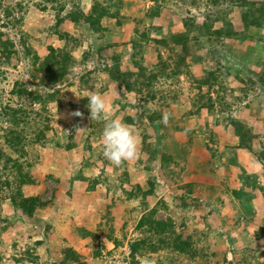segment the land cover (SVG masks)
<instances>
[{
  "label": "rangeland",
  "instance_id": "374dc122",
  "mask_svg": "<svg viewBox=\"0 0 264 264\" xmlns=\"http://www.w3.org/2000/svg\"><path fill=\"white\" fill-rule=\"evenodd\" d=\"M127 1L129 0H125V2ZM164 1L165 5L162 11L164 21L167 19L179 21L190 15L195 16L196 22H200L204 15H209V18L213 19L211 31L216 30L221 33L219 37L209 38L210 42H205V38H201V36L196 42H192L190 39L187 46L188 55L184 60L187 71L196 80L202 78L206 72L218 71V83H214L208 90L204 86L200 88L201 94L206 95L208 93L212 98V104L207 106V110L200 109L199 112L195 113L191 98L198 97L196 96L198 85L193 79L190 80L183 75L177 78L174 85L170 81L163 83V80H157L153 87L157 93V98H162L161 103L158 106V99L153 102L149 101L141 109L142 102L138 95L132 92L126 93L122 86L117 87L111 83L100 71L104 59H108L113 53L121 54L122 69L134 70L129 57L131 48L127 44L128 37L130 40H136V36L131 35L132 28L135 26L133 19L136 17L133 7L137 9V13L139 10L143 12L146 7L150 6V1H130L132 3L131 10L122 7L120 14L131 21L127 24V29L123 27L118 32L112 30L115 29V26L108 20L101 22L104 30L107 27L108 31L105 30L97 34L90 33L82 25H73L68 21L61 22L57 31L59 33L65 32L72 39L77 40V42L71 40L66 42L54 34L55 11L50 5H41L38 0H0L1 40H6L13 46V54L9 60L6 62L2 60L4 64H0V104H7L21 110H27L31 105L33 111H38L40 115L46 117L45 124L47 123L49 126V130L44 133L47 141L45 148L32 144L26 147L27 159L34 164L31 174L37 179L38 184L25 193V195L40 193L41 199L48 200L49 203L41 208L35 217L29 219L18 212H13L6 200L5 192L0 191V222L3 218H7L8 222L7 229L0 233V264H13L11 258L19 257V254L26 248H34V252L39 256L38 264L54 262L58 258V252L63 248L62 245L65 244V240L59 235L60 230L65 229L66 231L73 228L77 229L75 232L78 234L79 230L84 228L83 226H88L82 221L87 218V214L85 215L82 211H88V204L94 203V201L79 199L80 195H85L80 188L81 184L77 187L75 183L72 190L71 181L73 179L81 181L80 177H82L85 182L97 175L102 166L98 158L102 162H108L102 155L101 132L103 123L89 119L88 103L82 104V100H87V93L91 90H98L105 97L106 103L111 109L109 115L113 118L118 117L122 120L123 116L133 117L136 113L139 114L143 111L142 118L132 125L138 140V158L125 162V169L131 168V171L133 170L129 178V183L132 186L138 180L146 178L145 174L139 171L141 167L138 164L145 161L150 152L157 151V156L165 154L171 157V162L168 163V172L171 173V177L169 178L156 170L157 176L160 175V181L157 184L154 197H148L147 202L153 207L154 205L157 206L156 202L161 200L157 206V217H169L175 224L183 221L186 223L184 234H192V239L200 236L193 245L196 247L198 256L187 261V264H197L201 259H206L204 264H221L223 253L225 256L229 254L231 262L232 260L234 262L242 260L244 264H264V255L261 254L264 252V235H258L256 238L254 234L259 228L258 224L264 227V193L261 196H253L250 188L247 194H241L239 199L233 198L230 191L231 186L233 182L239 180V175L232 173L231 169L225 168V177H223L224 175L218 168L221 163L219 158H212L208 148L210 145L211 150L212 148L215 149L214 147L218 145L215 143L217 141L214 142V139L211 140L210 138V141H207L206 135L196 136L194 133L205 128V124H209L208 127L214 130L222 126L224 115L220 114L219 110L224 102L230 106L235 119L245 125L251 124L247 117L251 116L252 118V114H254L246 115L245 109H257V105L260 104L261 109L264 110V104H262L264 95L260 93L258 85L248 83V79L253 80V77L247 74L248 70L256 73L259 69H264V49L261 50L258 61L255 56V58L253 56L251 58L252 52L248 53L250 52L248 48L252 44H249L244 36L253 35L252 30L246 31L245 35L237 34L225 37L226 31L233 33L240 30L241 26L238 20L240 11L235 12V9L232 8L233 5L230 4L231 0H217L214 7L207 0H195L194 3L193 0ZM75 3L80 11L85 13L89 8L90 0H78ZM38 5L43 6L44 10H39ZM68 8V2H66L64 11L59 15L63 16ZM228 23L230 25H227ZM178 26L177 28H181L180 25ZM177 28L169 30L164 28L159 37L153 33L151 36L162 38L166 33L181 32V29ZM111 31L113 32L111 33ZM128 34L129 36H127ZM111 37L118 40L110 41ZM260 44L259 42L255 44L254 48L257 51H260V47H258ZM146 45L147 48L144 47L145 52L141 51L142 66L146 69L151 68L157 53H160L162 58L170 56V52L166 48L157 47L151 42ZM48 47L66 51L70 53L72 58V63L69 69L67 68L62 80L53 87L42 83L40 80L42 73L35 69L48 54ZM24 48L27 50L26 55ZM174 49L179 50L178 47ZM241 52L244 54H240ZM245 55L247 60H253L252 64L256 61L258 63H254V67H247L243 61ZM34 57L37 59L36 61ZM13 82L22 84L33 95L44 97L53 91H56L57 95L51 102L44 104V111H42L40 105H33L30 98L25 96L11 97L9 91ZM220 87H223L225 92L219 90ZM246 96L249 97L246 99ZM255 96L256 99L253 100ZM251 100H253L252 103ZM202 103L206 104L205 100ZM75 110L82 112L83 117L72 116L71 113ZM151 111L156 112V118L153 121H148L145 115ZM166 113L170 114L167 125L162 122L163 115ZM255 116V122L262 121L264 124L263 115L256 113ZM215 123L220 124L216 125ZM251 125H247V127L250 129ZM5 127H7V123L0 119V136ZM77 128L82 130H77ZM251 130L256 137L251 145L253 150L258 153L261 145L264 146V132L262 128H251ZM223 131L226 133V130L223 129ZM216 132L214 137L216 139L221 138L217 136ZM69 142L74 144V148L65 151L62 147ZM202 142L209 144L207 148ZM2 143L3 139L0 138V148ZM5 153L10 158H14L8 149H5ZM89 156L97 159L93 160L96 167L85 173V167H82L83 159ZM249 156L251 158L248 167L252 173H257L258 177L251 176L249 170L248 173L242 170V174L248 179L247 182H250L251 179H255L256 182L261 181L259 188H263L264 192V173L256 160V156L254 154H249ZM249 156L247 155L246 158ZM151 161L150 163H153ZM106 167V171L110 173L113 168L112 165ZM117 169L119 170V168ZM227 171L230 172L229 183ZM109 181L112 184L108 181L106 184L111 189V185L117 186L114 174H110ZM186 190L191 191V194L183 203L173 200L176 194L187 192ZM72 191L76 193L79 191L78 194L80 195ZM212 195L214 198L215 195L219 196L224 202V206H215V203L210 199ZM131 200L127 207L122 205L123 208L128 209V225L125 226L124 231L125 239L128 238V240L135 236L132 231L135 214L132 217L130 215L133 212L132 208H134L132 206H136L138 199ZM90 211L91 209L88 212ZM95 211L92 209L91 213ZM247 213H249L248 215L256 213L257 216L254 217L253 215L251 218ZM103 215L104 213L99 210L96 211V214L94 213L93 218L98 221L94 230L99 223H103ZM120 221L122 218L119 219ZM45 222H53L54 225H47ZM58 227L60 228L57 229ZM116 235L121 238L120 235L122 234L117 231ZM101 237L104 239V235L99 237V242L103 240L100 239ZM36 240H41L42 245L34 247L33 244ZM125 244L123 246H126ZM228 244L232 246L233 251H226ZM89 245L91 252V248L95 244L89 243ZM123 246L120 248L122 249ZM126 252L127 248L125 247L123 250L118 249L113 254L104 255L108 257L117 256V261H127L123 255ZM159 255L163 256L165 252L161 251ZM146 258L150 264H157L156 255L140 258V264H144ZM98 260L92 259L89 262L90 264H103L101 259Z\"/></svg>",
  "mask_w": 264,
  "mask_h": 264
},
{
  "label": "trees",
  "instance_id": "16d2710c",
  "mask_svg": "<svg viewBox=\"0 0 264 264\" xmlns=\"http://www.w3.org/2000/svg\"><path fill=\"white\" fill-rule=\"evenodd\" d=\"M130 1L134 2L135 0H129L127 2H125V0H90L88 10L83 13L75 3L78 2V0H38L41 5L48 4L55 11V24L53 27L54 34L59 39L66 40V42H69V40L77 42V40L75 38L72 39L65 32L59 33L57 31L59 24L64 21H68L77 26L82 25L90 33L94 34L104 32L105 30L108 31L107 27H105V30L102 27L101 22L103 20L112 22L115 26V29L112 30H117V32L121 31L120 29L123 27L127 29V24L131 20L120 14V9L123 7L131 10L132 3ZM148 1H150L151 4L146 7L143 12L139 10L137 13V9L133 7L136 17L133 19L135 26L132 28L133 30L131 31V35H135L136 40H130L128 37L127 41H129L127 44L130 45L131 48V54L129 57L134 70L129 71L122 69L121 54L113 53L110 57H108V59H104V63L101 65L100 71L111 83L115 84L117 87L122 86L126 93L132 92L135 95H138L142 102L141 109L145 107L149 101L153 102L158 99L157 105L159 106L161 103L162 98H157V93L153 87V84L156 83L157 80H163V83L170 81L174 85V83L177 82V78L183 75L190 80L193 79L198 85V92L196 94L198 97L193 99L191 98V103L195 109V113L199 112L200 109L207 110V106H211L212 104V98L208 95V93L206 95L201 94L200 88L204 86L208 90L214 83H218V71L206 72L202 78L196 80V78L191 76L189 71H187L184 60L188 55L187 46L190 41L196 42L198 37L201 36V38H205V42H210L209 38L219 37L221 33L216 30L211 31V22L213 19H210L209 15H204L202 17V21L200 22H196L194 18L195 16L193 17L190 15L189 17H184L179 21H173L171 19L164 21V14L162 11L165 1ZM194 1L195 0H193V3ZM66 2H68L69 8L63 16H60L59 13L64 11ZM207 2L214 7L217 0H207ZM230 4L233 5L232 8L235 9V12L240 11L238 20L241 24L240 30H242L234 31L233 33L226 31L225 37L237 34L245 35L246 31L252 30L253 35H247L244 37H246L245 39L249 44H252V46L248 48V51L256 54V57L258 58L261 50L264 49V0H231ZM38 7L39 10H44L43 6L38 5ZM178 25H180L181 28H177L179 27ZM227 25H230V23ZM164 28H167L168 30L177 28L181 29V32L166 33L162 38L151 36V33H153L159 37ZM112 32L113 31H111V33ZM127 36H129V34ZM255 36L257 37L256 39L254 38ZM117 40V38L111 37L110 41L115 42ZM148 42H151L152 45L157 47L166 48L170 52V56L167 58H162L161 54L157 53L155 61L152 63L150 69H146L142 66L143 56L141 54L142 50L145 52L144 47L147 46L146 44H148ZM256 42L261 43L258 46L260 47V51H257L254 48ZM176 47L179 48L178 51L174 49ZM12 49V44L6 40H1L0 35V64H4L3 61L6 62L9 60L10 56L13 54ZM24 50L26 55V48H24ZM47 53L46 57L35 69L37 72L42 73V76H40L41 82L47 86L53 87L62 80L67 68L69 69V66L72 63V58L70 53L50 47L47 48ZM34 60L36 61L37 59L34 57ZM247 74L253 77V80L248 79V83L255 84V86L258 85L260 93L264 95V69H259L256 73L248 70ZM219 90H223L225 92L223 87H220ZM9 95L11 97L25 96L26 98H30L33 105H40L41 110L44 111V104L51 102L57 95V92L53 91L46 94L44 97L41 95H33L31 92H28L22 84L13 82ZM248 97L249 96H246V99ZM255 99L256 96L253 100ZM203 100H205L206 104L202 103ZM253 100H251V103ZM84 102L88 103V100H82V104H84ZM230 109V106L228 104L226 105L224 102V105H221L219 110V113L224 115V123H222V127H224V129L225 127L228 128L225 134L228 135L229 141H226L225 146H222L221 143L218 144V138L216 139V137H214L216 136L214 133L217 130L208 127L207 124H205V128L199 129L194 133L196 136L200 134H202V136L206 135L207 141L214 139V142L215 140L217 141L215 142L218 144L217 147L220 145V148L214 147L215 149L212 148L211 150L209 144L202 142L206 148L207 145H209L208 148L212 158H219L221 156V148H225V155L231 151L244 150L248 156L249 154H254V156H256V160L260 164L261 170L264 173V146L261 145L258 153L253 150L251 143L256 137L252 133V127L249 129L247 125L240 123L239 120L235 119ZM225 111H227L226 116ZM142 112L139 114L136 113L133 117L123 116L122 121L126 124L134 125L138 119L142 118ZM145 116L148 121H153L154 118H156V112H148ZM0 119H2L4 123H7V127L3 128L2 135L0 136V138L3 139L2 147L0 148V191L5 192L6 200L13 212H18L23 217L31 219L35 217L36 213L41 208H44L49 202L48 200H42L40 193L25 195L28 190L38 184L37 179H35L33 174H31L34 164L27 159L28 156L26 154V147L29 144H32L45 148V143L47 141L44 133L49 130V126L47 123L45 124V121H47L46 117L40 115L38 111H33L31 105H29L27 110H21L20 108L11 107L7 104H0ZM215 124L219 125L220 123ZM62 148L67 151L74 148V144L69 142ZM5 149H8L14 155L13 159L5 153ZM233 155L236 156L235 153ZM250 158L251 156H249L246 160H249ZM94 159L96 158L93 156L83 159L82 167L89 169L95 168L96 164L93 161ZM98 159L102 163L101 169L97 175L85 181L86 188L84 192L89 193L98 186H104L107 188V203L105 204V209L101 211L104 213L102 216L104 221H102V224L99 223L94 231L84 230L83 228L79 230V234L81 236L89 238L90 243L95 244V246H92L90 252L92 259H96V261L101 259V250H104L102 242L98 241L101 235H104V239L107 242H110L114 249L122 247L123 244H125L124 231L125 226L128 225L127 218L123 221L122 225L117 227V231L122 234L120 235L121 238L114 237L116 226H114L115 224L112 216V209L117 205H126L125 207H127L128 203L132 201L131 199H138L139 202L137 201L136 207L132 208L136 216L132 223V231L135 236L134 238L127 240L125 244L127 248V259L129 260L128 264H140V258L145 256L148 257L149 255L157 256V264H187V261L193 260L195 256H198L196 247L193 245L198 241L196 239L200 236L192 239V234H184V225L186 223L183 221L179 224H175V222H173V220L169 217H157V206L160 204L161 200L156 202L157 206L154 205L153 207L146 209L148 206L146 198L151 196L154 197L157 184L160 181V175L157 176L156 170L164 173L169 178L171 177V173L168 172V163L171 162L170 156L165 154H159L157 156V151L150 152L146 160L139 162L138 164L141 167V170L139 171L143 172L146 178L140 180L142 181V185L135 182L134 186L129 183V178L131 177L133 170L131 171V168H129V170L125 169V163L120 167H116L111 164L113 168L109 173L106 171V166H110V162H102L100 158ZM150 161L153 163H150ZM231 162L233 167L242 169L240 165H234L235 163L233 159ZM117 168H119V170ZM110 174H114L117 184L115 187L111 185L112 189L106 184L107 181L109 183L111 182L109 181ZM45 178H47V176H45ZM80 179L81 181L85 180L82 177H80ZM187 185L190 186V184ZM250 185L251 182H249L248 185L245 183L242 186L241 184V188H231L230 191L232 197L239 199L241 194L244 193L242 189H250ZM252 189L253 188H251V190ZM256 190L258 196H261L264 193L263 188L258 187ZM186 191L187 192L176 194L174 196L175 199L173 198V200L181 201L183 203V201H185V199H187L191 194V191ZM210 199L213 203H215V206H224V202H222V199L219 198V196L215 195L214 198L212 195L210 196ZM248 214L249 213H247V215ZM253 215L251 214L248 216H251L252 218ZM0 224H2V226H0V233H3L8 227L7 218H3ZM257 226L259 228H257L256 233H254L256 238L258 235H264V227H261V224H258ZM33 245L34 247H38L42 245V241L36 240ZM161 251L165 252V255L160 256L159 252ZM226 251H233L230 244L227 245ZM58 253L57 260L49 262L48 264H86L81 261V255L76 253L71 247L63 246L62 250ZM107 254L111 253L109 252ZM261 254L264 255V252H261ZM11 259L13 264H38L39 256H37L34 252V248H26L19 254V257H12ZM205 262L206 259H201L197 264H204ZM221 264H228L225 253H223L221 258ZM230 264L244 263L242 260H238L236 262L232 260Z\"/></svg>",
  "mask_w": 264,
  "mask_h": 264
},
{
  "label": "crops",
  "instance_id": "0c3cea01",
  "mask_svg": "<svg viewBox=\"0 0 264 264\" xmlns=\"http://www.w3.org/2000/svg\"><path fill=\"white\" fill-rule=\"evenodd\" d=\"M248 53H251V52H248ZM240 54L243 55L244 52L243 53L241 52ZM246 55L243 57L244 63L247 64V67H254L253 64L254 63H256V64L258 63L257 62L258 61L257 60L258 58L256 57V54H253V53L251 54V58H252V56L253 57L255 56L256 57V60H257L253 64L251 63L253 60L252 59L251 60H247L246 59ZM262 104H264V102H262ZM261 108H262V106L260 104H258L257 105V109H253V110L250 109L251 111L249 109H245V110H246V115H248V116H249V114L251 115L252 113H254V114H252L254 118L253 117L251 118V116L247 117V119H250L249 121H251V124L252 125L251 124H247V125L248 126L251 125L252 129L262 128V130L264 132V124L262 123V121L255 122V117H256L255 114L256 113L259 114V115H263V118H264V110L261 109ZM251 119H253V120H251ZM198 125H199V127H201L200 124H198ZM207 125H209V124H207ZM216 129H217V132L216 133L218 134L217 136H220L221 137V138H218V140H219L218 141V144L221 143L222 146H225L226 141H229L228 135L225 134V132L223 131L224 128H222V126L219 127V128H216ZM227 129L228 128L225 127L224 130H226V132H227ZM221 149H222L221 150V156L219 157V161L221 163L219 164V167L218 168L221 170L222 174L224 175L223 177H225V168L226 169H229V170L231 169V172L232 173H236V174L239 175V180H237V182H233V185L231 186V188H236V189L239 188V187L241 188V184L243 186V184H245V183H246V185H248V183H249V182H247L248 179L245 178L246 176L244 174H242V170L245 171L246 173H248V170H249L251 176H253V177L257 176L258 177V174L257 173H252V171L248 167L250 165V162H249V160H246L247 159L246 158L247 157V153H245L243 150H236V151H231V152H229V153H227L225 155V148H221ZM234 153L236 154V156L233 155ZM232 159H233V161L235 163L234 165L237 164V166L240 165L241 168H243V167L244 168L243 169H239V168L233 167L232 166V162H231ZM89 171H90L89 168H85V173H87ZM227 172H228V174H226V175L228 176V183H229L230 182V172L229 171H227ZM80 175H83V174H80ZM238 175H237V177H238ZM249 181L251 182L250 188H253L251 190L252 193H253V196H257L258 193H257V190L256 189L259 187V184L261 183V181L256 182L255 179H251ZM71 182H72V186H71L72 187V190H73V185L75 183H76L77 187H78L79 184H81V187L80 188L83 190V194H85L84 196L78 194L79 191L77 193L74 192V191H72L73 193L78 194V195L81 196V197H79V199H81V200L89 199V200H93L94 201V203L91 202L90 204H88V207L89 208H87V209H89V210L91 209V211H92V209H94L96 211L99 210L100 212L105 209V204L107 203V201H106V197H107L106 194L108 193V192H106L107 188H105L103 186H98L94 190H92L91 192L87 193V192H84V190L86 188V182H84V181L82 182V181H79L77 179L76 180L73 179V181H71ZM136 183L142 185V183L140 182V180H138ZM248 189L249 188H245V189H242V191L245 194H247ZM101 198H102V200H101ZM147 198H146V200H147ZM124 206H126V205H124ZM132 207L135 208L136 206H132ZM149 208H151L150 205L147 206V209H149ZM123 209H125V210H123ZM112 210H113L112 216L114 218V224H115L114 226H116L115 227L114 237L119 238L116 235L117 227H119L120 225H122L123 221L126 218H128V215H127L128 209L126 210V208H123L122 205H120V206L117 205ZM88 211H85V210L82 211L83 213H85V215L87 214L86 215L87 216L86 220H82V221L84 222V224H87L88 225V226H83L84 227L83 229L84 230H88V231H93L94 230V227H95V224L98 223L97 219H94L93 218L94 217V213L96 214V211L94 213H91V211L90 212H88ZM101 213H103V212H101ZM133 214H134V211L132 212V214L130 215V217H132ZM256 216H257V214L255 213L254 214V217H256ZM120 218H122V221L119 222V219ZM135 218H136V216H134V219ZM99 222H101V220H99ZM45 223L47 225L48 224H52V226L54 225L53 222L52 223L51 222H45ZM127 224H128V221H127ZM59 228L60 227H58L57 229H59ZM76 228H79V227L76 226ZM76 230L77 229H73V228L72 229H67L66 231H65V229H61L60 230V232H59L60 234L59 235H60L61 238H63L65 240V244H63L62 246L71 247L76 253H78L79 255H81V261L82 262H84L86 264H90L89 261L92 260V257L90 255V248H89L90 247V245H89L90 240L87 237L81 236L79 233L77 234V232H75ZM100 239H103V238L101 237ZM127 240H128V238L125 239V241H127ZM102 246H103L104 250H101V255H104V254L110 255V254H107V253L110 252L111 254H113L118 249L123 250L126 247V246H123L122 249L120 247L117 248V249H114L113 248V245L110 242H107L105 239L102 240ZM103 251H105V252H103ZM93 260L95 261L96 259H93Z\"/></svg>",
  "mask_w": 264,
  "mask_h": 264
},
{
  "label": "clouds",
  "instance_id": "9594fccd",
  "mask_svg": "<svg viewBox=\"0 0 264 264\" xmlns=\"http://www.w3.org/2000/svg\"><path fill=\"white\" fill-rule=\"evenodd\" d=\"M86 98L88 100L87 107L90 111L89 119L103 123L101 132L103 157L116 167L122 166L126 161L137 159L139 154L138 140L134 134L133 126L124 123L118 117L113 118L109 115L111 109L106 103L105 97L98 90L88 91ZM71 115L83 117V113L79 110L73 111ZM169 115L167 113L163 115L162 122L165 125L168 123ZM77 130L82 129L77 128ZM123 255L127 259V252ZM102 256L101 261H103ZM144 264H150V261L146 258Z\"/></svg>",
  "mask_w": 264,
  "mask_h": 264
},
{
  "label": "built area",
  "instance_id": "2783aa9c",
  "mask_svg": "<svg viewBox=\"0 0 264 264\" xmlns=\"http://www.w3.org/2000/svg\"><path fill=\"white\" fill-rule=\"evenodd\" d=\"M118 261H117V256L103 257V264H128L126 260H118Z\"/></svg>",
  "mask_w": 264,
  "mask_h": 264
},
{
  "label": "water",
  "instance_id": "95a60500",
  "mask_svg": "<svg viewBox=\"0 0 264 264\" xmlns=\"http://www.w3.org/2000/svg\"><path fill=\"white\" fill-rule=\"evenodd\" d=\"M226 257H227V262H228V264H230V263H231V260H230V258H229V254H227Z\"/></svg>",
  "mask_w": 264,
  "mask_h": 264
}]
</instances>
